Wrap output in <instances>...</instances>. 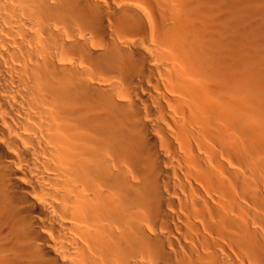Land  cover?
I'll return each instance as SVG.
<instances>
[{
    "label": "bare ground",
    "instance_id": "obj_1",
    "mask_svg": "<svg viewBox=\"0 0 264 264\" xmlns=\"http://www.w3.org/2000/svg\"><path fill=\"white\" fill-rule=\"evenodd\" d=\"M0 264H264V0H0Z\"/></svg>",
    "mask_w": 264,
    "mask_h": 264
}]
</instances>
